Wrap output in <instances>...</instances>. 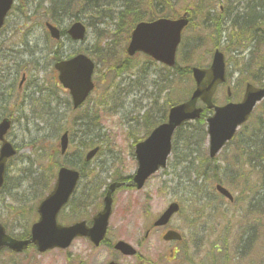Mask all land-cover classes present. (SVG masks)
I'll list each match as a JSON object with an SVG mask.
<instances>
[{"label": "rangeland", "instance_id": "1", "mask_svg": "<svg viewBox=\"0 0 264 264\" xmlns=\"http://www.w3.org/2000/svg\"><path fill=\"white\" fill-rule=\"evenodd\" d=\"M238 1L241 8L247 4L245 0ZM49 7L47 0H23V5L17 0L5 29L0 32V62L6 71L5 81L0 87V120L12 115L13 127L8 139L19 150L18 156L9 164L6 184L0 195V218L17 236L28 229L33 219L30 207L47 192L57 171L56 161L60 160V165H67L66 160L73 162L83 173L81 185L70 205L61 213L60 222H72L78 216L89 215L98 196L103 197L111 182L134 175L137 168L134 146L137 140L146 137L149 122L165 117L168 101L184 99L190 92L189 85L192 86L189 77L174 78L175 82L169 84L172 88L168 91V98L163 92L168 83L161 76L169 75L170 71L143 56L129 61L130 70L121 72L127 47L125 27L117 33L119 46L114 44L112 37L107 38L108 33L97 35L91 27L83 41L75 42L66 36L57 45L45 28L46 22L55 23L49 18ZM221 8L224 12L225 8ZM257 11L256 17L264 19V8ZM214 12L211 21L215 19ZM234 15L225 13L227 21L221 22L225 30L220 37V48L227 51L228 84L236 94L233 97L238 99L243 88L241 79L255 70L250 67V63L257 59L252 49L261 41L252 39V43L247 40L244 47L226 48L230 35L226 29L232 24ZM203 19L200 15L192 17V27L183 34L177 54L181 66L198 63L206 66L211 62L217 43L204 39L208 31L205 23L201 27ZM73 21L74 16L64 15L59 20L60 25L55 24L63 31ZM111 34L113 36V32ZM197 38L199 43L195 46ZM213 38L218 36L214 34ZM197 48L196 54L189 56ZM55 49H58L59 56L64 57L87 50L94 61L114 54L117 66H104L102 69L98 66L95 73L97 89L78 110H73L70 95L58 81L53 60ZM262 51L264 53V46ZM18 73L15 83H11ZM24 75L25 81L20 87ZM225 90L221 87L216 97L220 104L227 101ZM85 117V122L91 125L89 131L93 130L89 134H85L86 128L78 129L79 121ZM259 117L257 115V120ZM192 127H183L182 132L176 133L168 168L153 175L143 189H117L107 243L119 239L131 243L138 249L137 257L146 264H264V202L263 207L257 208L261 200L256 195L261 192L264 199V191L258 172L245 166L249 182L241 186L231 185L229 180L238 176V163L241 166L245 161L237 163L238 158H235L231 145L213 163L205 162L204 143L200 145L196 138L185 134L186 131L193 134ZM65 130L70 132L71 143L67 155L58 156L55 149ZM84 144L101 146V151L89 165L83 164L82 155L90 150L83 147ZM198 155L202 160L204 158L203 163H200ZM213 168L220 172L223 185L234 194V204L215 193ZM194 171L197 173L190 177ZM206 171L210 179L204 180L199 175ZM243 187L247 189L241 195L239 190H244ZM84 192L96 195L93 199L88 197L89 204L82 208ZM174 201L180 203L181 212L173 217L169 227L183 235V242H164L161 238L164 228L153 229L146 238L152 222ZM251 247L254 248L249 257ZM172 248L181 253L170 262ZM7 254L4 251L0 255V264H107L111 260L135 264L136 260V257L117 253L108 244L93 250L85 239H77L69 250H53L41 256H37L36 251L19 258H10Z\"/></svg>", "mask_w": 264, "mask_h": 264}, {"label": "water", "instance_id": "2", "mask_svg": "<svg viewBox=\"0 0 264 264\" xmlns=\"http://www.w3.org/2000/svg\"><path fill=\"white\" fill-rule=\"evenodd\" d=\"M12 4L13 0H0V28ZM188 23L187 14L175 20L162 18L154 22H142L132 32L127 52L130 56L144 52L155 60L174 67L182 31ZM48 28L54 38H60V31L57 28L49 23ZM68 33L74 40H82L86 34V27L81 22H76ZM55 66L60 72L61 83L71 91L74 106L77 108L95 87L92 79L95 69L93 60L84 54H79L70 60L60 61ZM192 74L195 90L191 97L172 107L167 122L156 127L146 140L136 145L138 169L131 185L137 189H141L147 179L160 168L167 167L168 158L172 152L173 134L183 123L200 118L203 108L198 107L199 100H202L208 109L214 110L213 115L206 119L208 152L211 158L221 152L241 125L249 120L257 105L264 100V87L247 83L242 101L230 102L222 106H216L213 103L218 86L226 82V59L219 49L215 50L210 67H193ZM11 127L12 121L9 117L0 122V188L4 184L7 164L17 154L15 147L6 139ZM60 145L61 152L64 154L69 145L68 132L62 135ZM98 150L99 148L91 150L86 159L91 160ZM79 178L77 170L61 167L55 187L38 206L39 219L32 224L30 237L14 238L0 223V250L9 248L14 253H22L32 244L39 254H43L54 248L67 249L78 237L88 238L95 246H98L108 231L113 212L112 194L121 184L114 183L109 187L104 198V207L93 218L92 226H87L86 221L74 225H61L57 221V216L61 208L69 201ZM217 189L231 200L233 199L231 193L224 187L218 186ZM178 210L179 205L172 204L156 221L155 226L167 224ZM180 238V234L173 230L168 231L164 236L165 240ZM116 248L127 255L136 253V250L124 241L118 242Z\"/></svg>", "mask_w": 264, "mask_h": 264}, {"label": "trees", "instance_id": "3", "mask_svg": "<svg viewBox=\"0 0 264 264\" xmlns=\"http://www.w3.org/2000/svg\"><path fill=\"white\" fill-rule=\"evenodd\" d=\"M50 4L49 7V15L50 19L59 24V20L64 15L72 17L74 16L75 21H85L84 23L91 28H94L95 33L101 34L105 32V34L108 33L107 38L112 37L114 44L118 45V39H117V33L121 31L123 27L127 28V35L125 36V46L128 44L130 39V33L132 29L135 27L137 23L143 20H153L157 19L159 17H169V18H175L178 16L183 15L185 12H189L191 15V22L192 17L196 16L198 17L203 16V21H201V27L203 23L206 24V30L208 33L205 35L204 39L213 40L214 43H217L216 47H220V37L222 33L224 32L225 28L222 26L221 22H226L227 18L225 16V13H229L231 15L235 14L234 17L231 18L232 24H230V27L226 29L230 35L229 39L227 40V43L225 44L226 48H230L235 46L239 47L240 45L243 46V44L249 40V44L252 43L254 39L258 41L260 39L261 43H257L256 47H253L252 51L254 52V55H257V59L252 61L250 63V67L254 68L255 70H251L246 74L241 80H243V85L251 81L257 85H264V71L262 72L261 69H264V53L262 51V46H264V19L256 17L258 14L257 9L258 8H264V0H257V2H251V0H245L246 6L244 8L240 7V3L238 0H47ZM186 3V5H184ZM176 6H180V8H183L180 10V8L177 9ZM222 7L225 8L224 12L222 11ZM220 7V8H218ZM215 10H219L218 12H214ZM214 12L215 19L211 21V14ZM61 16V17H60ZM230 18V17H229ZM259 18V19H258ZM257 19V20H256ZM226 23H224L225 25ZM191 26V23H190ZM192 27V26H191ZM113 32V36L111 34ZM216 34L218 36L217 39L213 38V35ZM62 35H66V30L62 31ZM255 37V38H254ZM253 39V40H252ZM263 42V44H262ZM246 46V45H244ZM243 46V47H244ZM198 51V48L191 51V54L189 56L193 57L196 52ZM260 51V52H259ZM80 53H84L87 55H90L87 50H81L78 51ZM227 52L226 50L224 51ZM123 53L125 56V47H123ZM139 56V55H138ZM238 56H244V55H238ZM92 57V56H91ZM144 57V56H143ZM61 56L58 55V49L55 51V59H60ZM136 58L128 57L127 55L124 58V62L121 65V72H127L130 70L129 61L135 60ZM97 64L102 68L104 66L112 68L113 66H117L114 63V54L109 55L101 60L96 59ZM197 65H202L201 63H198ZM100 69V71H101ZM169 75L165 76L162 75L163 81L168 83V86L165 87L163 92H166L168 97V91L172 88V86H169L171 82H175L174 78H188L192 82L191 77V66H181L179 64L176 65L172 70L169 69ZM176 79V80H177ZM189 85V82H187ZM193 84V83H192ZM191 88L189 91L191 92L192 86L189 85ZM188 91V92H189ZM189 92V93H190ZM188 93V94H189ZM234 95H236L234 93ZM169 98V97H168ZM177 101L169 100L168 106H171ZM167 111H165L166 116ZM260 115L257 120V116L254 120V122L245 127L242 133L237 137V139L234 142V153L235 158H238L237 160L245 161L241 164L239 169H237V184L234 181H229L231 185L233 186H241L245 185L249 182L250 178H248L246 175V169L245 166H249L250 169H254L258 172V179L260 182H262L264 187V120L262 121L264 117V108L257 114ZM163 117L162 119H164ZM203 122L200 120L194 125L187 124L185 128L192 127L194 130V133L192 134L191 131H186L185 134H188L187 137L192 136L191 138H196L197 142L202 145L205 140V131L202 127ZM88 130L90 128V125L83 124L81 122L78 123V129L82 130L85 128ZM93 130L87 132L88 134L92 132ZM183 131V128L180 130V132ZM86 134V132H85ZM190 138L188 141L190 142ZM96 146L95 144L87 145L84 144L83 147L93 148ZM55 152L58 156H62L60 154V150L58 147L55 149ZM84 158V155H82ZM198 155V159H200V163L204 162ZM261 160V161H260ZM251 161H258V165H251ZM60 160L56 161L57 168L60 165ZM260 162V163H259ZM66 164L68 166H74L77 167V164H74L73 162H68L66 160ZM84 165H89L90 162L84 161ZM240 164H238L239 166ZM260 167L261 169H258ZM192 172V171H190ZM213 176H215L216 179H218L219 182H221V179L219 178L220 172L216 169L213 171ZM197 172L190 173V177L192 174H195ZM241 173V174H240ZM209 178V177H208ZM121 181V180H120ZM258 181V182H259ZM243 189H240L239 192L241 195L246 193L247 187H243ZM264 190V188H263ZM239 201L238 199H236ZM259 201V208L263 207L264 199L260 198ZM241 201V200H240ZM32 209V212H34V206L30 207ZM29 236V229H27L24 233L19 235L20 238H25ZM29 251V250H28Z\"/></svg>", "mask_w": 264, "mask_h": 264}, {"label": "flooded vegetation", "instance_id": "4", "mask_svg": "<svg viewBox=\"0 0 264 264\" xmlns=\"http://www.w3.org/2000/svg\"><path fill=\"white\" fill-rule=\"evenodd\" d=\"M20 87H22V86H20ZM84 194V199H86L87 197H86V194H87V192H84L83 193ZM82 207V206H81ZM137 262V261H136Z\"/></svg>", "mask_w": 264, "mask_h": 264}]
</instances>
